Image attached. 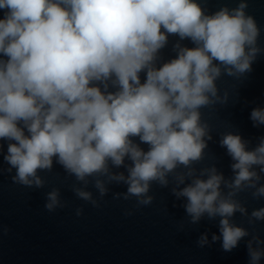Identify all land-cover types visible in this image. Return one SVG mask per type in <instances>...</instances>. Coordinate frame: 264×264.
Returning a JSON list of instances; mask_svg holds the SVG:
<instances>
[{"label": "clouds", "instance_id": "9594fccd", "mask_svg": "<svg viewBox=\"0 0 264 264\" xmlns=\"http://www.w3.org/2000/svg\"><path fill=\"white\" fill-rule=\"evenodd\" d=\"M247 9L248 0L215 11L207 0H0L3 171L15 184L43 189L40 173L59 166L74 178L75 197L93 208L111 185L125 186L114 200L149 206L156 184L182 201L189 224L218 221L219 234L209 241L202 233L197 246L220 242L232 252L244 240L247 264H262L264 238L234 217L264 222V206L249 213L240 199L245 192L264 199V135L253 144L238 130L219 132L231 175L215 162L198 167L214 139L204 110L230 100L219 82L246 78L264 55ZM170 37L174 55L166 59ZM249 119L264 127V105ZM44 196L49 213L68 206L59 187Z\"/></svg>", "mask_w": 264, "mask_h": 264}]
</instances>
